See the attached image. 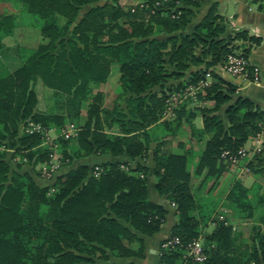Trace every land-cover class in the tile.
<instances>
[{
	"label": "trees",
	"instance_id": "1",
	"mask_svg": "<svg viewBox=\"0 0 264 264\" xmlns=\"http://www.w3.org/2000/svg\"><path fill=\"white\" fill-rule=\"evenodd\" d=\"M2 1L36 18L41 42L22 48L20 64L0 75V264H91L93 254L102 260L108 255L141 257L142 236L158 232L166 214L161 204L147 199V168L139 161L151 140L153 187L174 205L175 222L167 237L180 242L159 245L156 264L264 263V181L246 187L234 179L223 197V206L254 220L247 239L224 216L208 218L211 212L203 210L190 188L189 151L163 148L164 135H173L185 122L189 137L202 142L192 172L201 175L200 185L209 179L210 190L226 168L220 153L242 147L264 123V112L249 98L234 94L236 85L213 67L234 50L246 58L248 47L259 38L243 29L228 32V21L215 1L200 15L206 0H139L134 7L117 0ZM253 1L264 11V0ZM15 22V14L0 13V63L9 50L2 39ZM205 74L211 81L195 97L211 105L186 109L184 98L166 117L168 98L196 87ZM111 78L119 91L106 109L100 93L89 94L94 85ZM36 80L58 97L56 111L36 109ZM195 111L200 127L192 122ZM172 120L175 128L169 126ZM21 121L54 129L77 122L73 136L56 132L63 163L109 153L125 155L133 167L126 161H104L97 163L96 172L93 166L78 164L39 186L28 172L9 170L2 159L4 149L32 165L49 159L52 148L43 144V134L19 131ZM154 128L163 131L151 139ZM249 160L246 166L253 174H264V147ZM209 221L213 228L202 231L199 224L205 227ZM198 237L204 255L200 261L185 249Z\"/></svg>",
	"mask_w": 264,
	"mask_h": 264
},
{
	"label": "rangeland",
	"instance_id": "2",
	"mask_svg": "<svg viewBox=\"0 0 264 264\" xmlns=\"http://www.w3.org/2000/svg\"><path fill=\"white\" fill-rule=\"evenodd\" d=\"M117 1L120 5L125 6V7H127V6L128 7H134L139 2V0H117ZM202 8L204 9V7H202ZM202 8L199 10L197 15L202 14ZM84 10H85V7H82L80 12H82ZM2 12L15 14V21H16L15 24L16 25L14 28H12L11 34L2 39V42L4 43V45H6L9 48V50L6 53L5 52L3 53L4 57L2 56L1 63H0V75L4 74L7 71H11L13 68H15L16 66H18L20 64V60H21V57L23 55L22 51H21L22 48L31 49V48H34L39 42H41L38 27H37V20L33 15L26 12L23 8L21 9V7L18 5H15V4H12L10 2H6V1L1 0L0 1V13H2ZM226 30L228 32H230L232 30L229 23L226 26ZM235 43H237V45H239L243 42L236 41ZM234 52H239V49L234 50ZM195 53L198 54L197 49L195 50ZM115 69H116V67H113L112 71ZM213 71L214 72L215 71H222V72L228 74L222 68L221 63L214 66ZM228 75H230V74H228ZM230 76L235 77L232 75H230ZM210 81H211L210 75L205 74L204 80L199 81L198 85L196 87L188 86V87H186L185 91L182 93H175L174 92L168 98L167 106L169 107V109L176 107L177 102H179V100H183L184 98L187 101L186 109H188V108L193 109L195 106L196 107L210 106L212 103L211 101L197 100L195 97L196 92H198V91L202 92L203 84L207 85ZM169 82H175V81L174 80H167V83H169ZM32 87H33V91H34L36 98H37L36 109L39 111H44V112L56 111V101H57L58 97H56L52 93V91L49 88L45 87L39 80L34 81L32 84ZM118 91H119V87L116 84L115 79L111 78V80L109 79V81L107 80L105 83L94 85L92 87L91 93L89 95L91 96V95H94L95 93H100L102 96V105L106 109H111L113 102H114V99H115V96L118 94ZM234 94L238 95V93H236V91ZM85 105H86V101H84L82 103L83 109L80 112L81 118H80L79 122H81L83 120ZM221 111L222 110H218L217 113L221 116V118H223V114ZM195 113H197V114L194 117V119H192V122H194L196 117L199 115L198 111H195ZM171 114H172L171 112L168 114L165 113V116L171 117L172 116ZM29 122H31V121H26L24 124V121L23 122L21 121L18 124V130L20 131L22 129L23 130L26 129V126H28ZM76 123L77 122H74V121H68L65 124H63L61 127H59L58 129H56V128L54 129V127L44 128L43 126H41L39 124L41 127H43V129L47 133L46 138L44 135H42L43 136V144L49 145L52 148L50 153L48 154V158L51 160V165L52 164L55 165L54 171H53L51 176L45 178V177L40 175L41 164H43L44 162H47V160L46 161L44 160V161H41L39 163H35L32 165L29 161L27 162L25 159L19 158L17 155L13 154L14 152H12V150L4 149V154L2 157L3 161H5V163L7 164L9 170H14L17 172H24V171L28 172L31 179L37 185H39V186L48 185L49 183H51L54 180L55 176L64 172V170L66 168H68V167L74 168L77 165V162L73 161L74 159L67 161L65 163L61 162V160H60L61 148H59L57 141H56V138H57L56 132L59 133L63 129L66 130L69 127H72V126L74 127V126H76ZM175 123L176 122H174L173 120L169 121V126L175 128ZM184 127L187 128L186 123L181 122L175 130V133L177 131H179L178 134L175 136L179 140L181 138H183L184 135L186 136L184 131H182V129L184 130ZM45 131H43V132H45ZM158 131L159 132H156L157 133L156 135L161 133L163 131V128L161 130H158ZM168 135H170V134H168ZM168 135H164V137L165 136L168 137ZM187 136H189V134H187ZM71 139L72 138H70V140ZM257 144L258 143L255 141L252 143V146L253 147L255 145L257 146ZM242 147H244V146H242ZM167 148H168V146H167ZM167 148L165 147V149H167ZM199 148H200V146H199ZM200 149H199V151H200ZM246 149H249V148L246 147ZM251 157H252V155L250 157H246L242 160H237L234 163H226L225 162L226 168L224 169L223 173L219 176L217 181L214 183V185L210 188V190H207L208 185L210 183L209 179L205 180L200 185L199 182H200L201 175L197 176V175L193 174L192 169H193L194 163H192L190 165L191 167L189 168L190 174H191L190 183H189L191 186L190 188L199 197V203L204 205L203 210H205L206 212H211V214L208 216V218L210 217V218H216L217 220H222L223 219L222 216H224L226 219V222L231 224L234 230L239 231L242 234V236L244 238H247V239H248V236L250 234V226L253 224L254 220L252 218L240 217V215L237 216L235 213L232 212V210L223 206L222 202H223V197H224L225 192L227 191L229 185L232 183V181L234 179H239L241 181V183L246 187H250L251 183L253 181L260 183V184H263L264 174H258V173L253 174L252 171L246 166V163L248 161H250L249 159ZM16 163H21V165L18 167V166H16ZM86 165L88 167L93 166L92 168L95 171H97L99 169L97 163L94 164L91 162H87ZM128 165H130V167H133L132 163L128 164ZM120 167L125 169L127 167V165H120ZM251 177H253L254 179L252 180ZM213 225H214V223L209 221L205 225V227L202 226V223L199 224V227L201 228L202 231L209 232L213 228ZM167 238H169V237L164 236L163 238H161L160 241L158 240L159 243L157 242V244H156L157 246H155L156 255L158 253L157 250H158L159 245L161 244L162 241H164ZM196 239H198L200 244L202 243L201 237H198ZM155 243H156V241H155ZM186 255H188L187 251H186ZM89 257H90V259H92L91 264H114V262H112V261H115L114 257L109 256V255H108V259H105V260H102V259L96 257L95 254L90 255ZM156 263H157V257H156V261L153 264H156ZM259 264H264V263L261 262Z\"/></svg>",
	"mask_w": 264,
	"mask_h": 264
},
{
	"label": "crops",
	"instance_id": "3",
	"mask_svg": "<svg viewBox=\"0 0 264 264\" xmlns=\"http://www.w3.org/2000/svg\"><path fill=\"white\" fill-rule=\"evenodd\" d=\"M215 1L216 8L219 14L223 15L228 21L230 27L232 29H243L246 30L248 34L254 35L259 38V42L257 44L250 45L248 47V52L246 55L247 61L250 65L257 68V77L256 79H242L241 77H231L230 75L222 72L215 71L220 77L231 82L236 85V93L238 95L249 98L254 104H256L263 112H264V11L258 8V5L253 0H206L204 4V9L208 3ZM202 8V12L204 10ZM193 124L196 127L201 126V119L197 116ZM181 127V126H180ZM159 128L151 129V139L156 132H159ZM184 135L180 140L175 137L179 131L174 133L173 135H168V137H163L164 145L163 148H167L168 150H187L188 153V166L192 163H195L197 156L199 154V149L202 146V142H197L194 139L187 136L188 128L184 127ZM158 135H161L160 133ZM170 137V138H169ZM172 137V138H171ZM255 142L253 135L249 136L247 140L244 142V148H250L252 143ZM178 143H182L181 146ZM155 145V140H151L148 144V150L146 152V156L141 158L139 161L142 165L147 168L146 173V186H147V199L151 202L161 204L166 210V214L164 217V221L161 225V229L150 235V236H142L143 239V251L141 257H126V258H115L114 263H130V264H153L156 261V249L157 242L161 240L164 236L168 235V232L171 226L175 222L174 209L169 205L168 200H166L164 195H159L154 187V176L151 174V168L153 163L150 158V151ZM198 146V147H197ZM200 146V148H199ZM195 149V150H194ZM126 161L128 164H133V161L129 160L125 155L112 156L109 153L102 154H90L88 156L76 158L73 161L78 164H87V162L91 163H100L104 161ZM130 166V165H129ZM73 167H68L70 169ZM252 176V175H251ZM253 180L254 178L251 177ZM159 240V241H158ZM156 241V243H155Z\"/></svg>",
	"mask_w": 264,
	"mask_h": 264
},
{
	"label": "built area",
	"instance_id": "4",
	"mask_svg": "<svg viewBox=\"0 0 264 264\" xmlns=\"http://www.w3.org/2000/svg\"><path fill=\"white\" fill-rule=\"evenodd\" d=\"M222 68L230 75L235 77H241L242 79H256L257 77V68L250 65L247 61V58L242 56L239 52H231L226 54L223 62ZM165 113H170V109L167 106ZM26 132H40L45 138L47 137L46 131L37 123H28ZM45 131V132H43ZM76 132L75 127H69L68 129H63L59 132V135H62L64 138L73 136ZM254 140L258 143L253 148L246 149L244 147H239L235 151L223 150L220 153V158L226 163H234L237 160H242L246 157H250L254 153L260 151L264 147V123L260 124L259 131L256 132L253 136ZM55 165H51V160H47L41 164L40 175L47 178L52 175ZM100 169V168H99ZM98 169V170H99ZM97 170V171H98ZM96 171V172H97ZM171 206H174L173 203H170ZM175 245H180L179 239L175 236H171L161 242V247H171ZM185 249L189 256L196 261H200L204 258L202 253V246L198 239H193L190 242L185 244Z\"/></svg>",
	"mask_w": 264,
	"mask_h": 264
}]
</instances>
